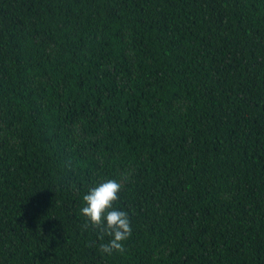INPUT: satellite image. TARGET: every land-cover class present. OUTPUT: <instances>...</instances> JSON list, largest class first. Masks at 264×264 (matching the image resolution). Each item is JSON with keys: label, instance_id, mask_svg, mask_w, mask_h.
<instances>
[{"label": "trees", "instance_id": "obj_1", "mask_svg": "<svg viewBox=\"0 0 264 264\" xmlns=\"http://www.w3.org/2000/svg\"><path fill=\"white\" fill-rule=\"evenodd\" d=\"M0 264H264V0H0Z\"/></svg>", "mask_w": 264, "mask_h": 264}, {"label": "clouds", "instance_id": "obj_2", "mask_svg": "<svg viewBox=\"0 0 264 264\" xmlns=\"http://www.w3.org/2000/svg\"><path fill=\"white\" fill-rule=\"evenodd\" d=\"M122 183L116 179H106L92 187L83 196L84 206L81 214L86 218L85 228L99 230L100 239H110L100 244L101 253L111 255L114 251H125L124 241L132 235L129 215L126 211L116 210L113 205L119 200Z\"/></svg>", "mask_w": 264, "mask_h": 264}]
</instances>
